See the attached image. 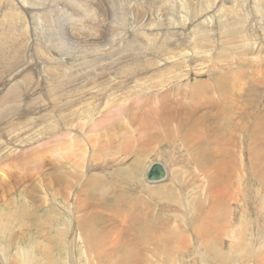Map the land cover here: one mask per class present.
Listing matches in <instances>:
<instances>
[{
  "label": "rangeland",
  "instance_id": "obj_1",
  "mask_svg": "<svg viewBox=\"0 0 264 264\" xmlns=\"http://www.w3.org/2000/svg\"><path fill=\"white\" fill-rule=\"evenodd\" d=\"M1 47L5 54L2 59L0 55V65H4L0 66V264H87L76 232L79 212L75 200L90 190L102 189L94 182L97 175L106 176L107 181L111 175L121 180V174L137 162L140 166L135 170L141 167L138 181L120 184L124 192L145 195L142 189L147 190L149 183L144 185L141 180L152 162L162 163L170 174L162 183L173 181L181 191L166 199L176 210L167 208L165 199L160 198L166 212L155 204L157 199L149 203L158 221L170 222L165 229L183 232L186 245L181 264H259L253 257L264 251V197L259 182L251 172L234 178L236 198L228 202L230 213L223 212L222 217L227 227L224 239L235 247L223 248L225 262L211 260L191 232V223L198 219L193 214L198 210L192 206L195 198L205 202L202 211L211 201L205 199L207 183L189 153L196 145L208 148L210 139L183 142V132L175 130L174 120L159 119L158 110H163V104L180 110L191 103L188 94L212 89V78L228 76L236 88L248 81L251 92L259 95L253 112L264 114V0H0ZM92 89L100 94L94 97ZM118 94L127 100H122L123 108L111 110L110 100ZM55 102L58 104L53 105ZM102 104L111 107L112 113H106L108 107ZM62 107L61 113L58 108ZM76 113H82L81 122ZM54 123L57 131L52 129ZM166 126L171 129L169 136ZM90 132L93 136L89 137ZM139 137L148 141V152H142L145 145L136 155L141 148ZM63 145L74 150L71 154L79 153L71 156L76 164L81 163L79 168L69 170L83 174L80 184H86L80 186L72 179L65 194L52 198L44 195L40 180L50 177L49 170L58 160L66 165L64 156L69 150L61 149ZM216 145L223 146L216 143L212 147ZM31 184L33 200L28 197ZM93 212L103 217H93ZM88 222L97 232H109L119 224L111 212L99 209L90 210ZM109 254L112 260L108 264H113L116 255L110 249L100 256ZM154 260L158 262L159 257Z\"/></svg>",
  "mask_w": 264,
  "mask_h": 264
},
{
  "label": "bare ground",
  "instance_id": "obj_2",
  "mask_svg": "<svg viewBox=\"0 0 264 264\" xmlns=\"http://www.w3.org/2000/svg\"><path fill=\"white\" fill-rule=\"evenodd\" d=\"M76 7H79V6L77 5ZM153 39L154 38H152V40ZM84 46H86V45H84ZM4 51L5 50L2 49V47H1V49H0L1 59H2V56H4V54H5ZM140 64H141V62H140ZM1 65H0L1 67L4 66L2 63H1ZM125 69L127 70V67ZM84 71H86V70H84ZM114 76H116V75H114ZM70 79H71V77H70ZM229 80L230 79L228 76H226V78H224L222 76H221V78H215L214 77V78H212V81H211V83L213 84V88L212 89L206 88V89L202 90L200 93L197 92V93H190V95L188 94V99L190 98L189 100L191 103H187L186 105H184L185 107H183L182 109L178 110L175 108H169L163 104L161 106V108H163V110H161V111H159L160 109L158 110L159 119H161V120L162 119L163 120H169V119L174 120L175 125H176L175 130H177L180 133H182V132L184 133V134L183 133L181 134L182 137L180 136L181 137L180 139L183 142H186V141L189 142L192 139H193L192 141H195V140L199 141V139H201V138L203 140V137H209L207 139H210L209 147H211V148H209V147L205 148L204 147L205 148L204 149L202 145H198V146L196 145V146H194L195 147L194 150L192 149L191 152H189L190 150L188 151L189 153L192 154V156H190V157H192L191 161L194 162L193 159L195 160V164L197 166L198 171L203 173L205 182L207 183L205 186V199L211 201V204L209 206H207V209L205 208L206 211H202L203 209L201 206H204L205 202L202 201L201 199L197 198L196 197L197 195H196L194 204H192V206L195 205L198 208V210L193 213L198 219L195 220V222H193L191 219L190 220L194 223V224L191 223L193 225L191 232L193 234H195L197 239H199L201 241L202 245H200V246H202L207 252H209V256H210L211 260H213L215 262H222V261L225 262L226 261L224 255H223V248L224 247H235L234 244H231L229 241H225V239H224V235H226V228L227 227H226L225 221L223 220V217H222L223 212L230 213V207L228 205V202L236 198V196H234V191L237 187H236V182H235L234 178L236 176H239L241 179V177L243 176V172H247L248 174H249V172H251L250 175H252L259 182V186L263 191L262 195L264 197V114L261 115L258 112H253V109H252L253 103L259 99V95L255 92H251L250 85H247L248 81H246L245 78L243 79L245 81H244L242 87L237 86V88L234 87L233 85H231V81H229ZM94 83H95V81H94ZM94 83H93V85H94ZM120 85H122V84H120ZM94 86H96V85H94ZM94 86L92 87L93 89H94ZM137 87H139V86H137ZM93 89L90 92V94H92L93 96L100 94V93H98V90H96V89H95L96 93H94ZM4 91H5V89H4ZM108 96H110V98H111L112 95L110 94ZM118 96H119V98H118ZM56 98H58V97H56ZM110 98H109V100H110ZM121 98H122L121 95L118 94L117 99H115L113 97V99L110 100L111 104L107 102L108 104L111 105V107H112V108L110 107L111 110L112 109H118V107L120 108V105H121V108H123L122 106H124V105H122V103L125 101L126 98L124 96L123 102H122L123 99L121 100ZM52 99H53V96H52ZM52 99H50V100H52ZM60 99H58V100H60ZM118 99H120L119 101L121 103L119 101H117ZM106 101H108L107 98L105 99L104 103H106ZM65 103H64V105H65ZM55 104L57 105L58 102L57 103L55 102L53 105H55ZM53 105L51 108L52 110H54V108H55V107H53ZM102 105L104 106L105 104H102ZM105 106H106V108L108 107V110L106 112V113H108L110 108H109V106H107V104ZM62 108H58V109H61V113H62V110H64L65 106L63 109ZM98 109H99V107H98ZM100 109H101V107H100ZM52 110H50V112H52ZM85 110H84V113H85ZM102 111L104 112V109ZM105 111H106V109H105ZM119 111L116 110V114H118ZM54 112H55V110H54ZM57 112L59 115V111H57ZM79 112H82V110ZM145 112L146 111H144L143 113H145ZM82 113H78V114L80 115ZM89 113H91V112H89ZM109 113H112V112L109 111ZM120 113H121V111H120ZM65 114H67V113H65ZM65 114L63 113V115H65ZM103 114H105V113H103ZM147 114L149 115V113H147ZM69 115H72V114L69 113ZM79 115H77V113H76V117H78ZM87 115L85 114L84 117H86ZM112 115L113 114H111V116ZM100 116H101V114H100ZM109 116L106 119L109 120ZM114 116L116 119L117 116L115 115V113H114ZM119 116H120V114H119ZM143 116H144V114H143ZM151 116L152 115H150V117ZM87 117H90V116H87ZM101 117H100V119H101ZM146 117L148 118V116H146ZM156 117H157V114H156ZM67 118H69V116H67ZM78 118H79L78 120L80 121L81 116H79ZM151 118L153 119L154 117L152 116ZM104 119H102V120H104ZM106 119L104 121H106ZM134 120H135V118L133 119V121ZM142 120L146 121L147 119L144 118ZM58 121L59 120H57V124H58ZM81 121H82V118H81ZM83 121H84V118H83ZM93 121H94V119H93ZM111 121H113V119H111ZM116 121H117V119H116ZM75 123H76V125L78 124L77 121H75ZM113 123H115V121ZM141 123H143V121ZM141 123L138 124V128H139V125H141ZM150 123H152V122H150ZM54 124L56 125V123H54ZM82 124H80V125H82ZM96 125H98V124H96ZM57 126L58 125H56V127H52V129L56 128L54 131H57ZM69 127L70 128L72 127L71 124ZM166 127L168 128V130L165 129L166 134H167V136H169L171 129H169L170 128L169 126H166ZM49 128H51V127H49ZM60 128L63 130L64 126L60 127ZM66 128H68V127H66ZM52 129L50 131H53ZM169 130H170V132H169ZM50 131H47V132L51 133ZM8 132H9V130H8ZM88 134H91V136H93L92 132L87 133V135ZM121 135H122V133H121ZM55 136H59V135H55ZM98 137H99V135L96 136L97 139H98ZM52 138L53 137L49 138L50 141ZM91 138H90V140H91ZM33 139H35V138H33ZM102 139H105V137H103ZM48 141H47V143H48ZM86 141H87V139H86ZM25 142H26V140H25ZM87 142H91V141H87ZM92 142H91V145L93 144ZM100 142L103 145V141H100ZM138 142H139L138 146H140L141 148L136 150V155L138 153H141L143 146H145V145L146 146L142 152H144V150L148 152V149L146 148L148 145V141L139 137ZM216 143L219 144L220 147H221V145H223V146L221 148H217V147H219L217 145H216V148H214L215 146L212 147L213 144L215 145ZM104 144H105V142H104ZM58 146H59L58 147V149H59L60 144ZM67 146L63 145V146H61V149L63 147L64 148L66 147V148H68L67 150H69L70 146H68V147ZM92 146H95V145H92ZM204 146H206V145H204ZM102 147H105V146H102ZM3 148H4V146H3ZM4 149H6V148H4ZM90 149H91V147H90ZM73 151L74 150H72V151L69 150L70 153L67 152L68 156H66V155L64 156V158L67 159L66 165H68L69 167H67L64 164V161L59 162V160H58L57 163L55 162L56 164L53 163L54 165H52L51 169L49 170V172H50L49 176L50 177H47V175L41 177L42 179L40 180V182L41 181L44 182V187H45V191H46V192H44L45 196L50 195L52 198H56L59 195L65 194L66 190L72 184V182H71L72 179H76V182L80 186H84L86 184V181H84V182L82 181L83 183L80 184V179H81L80 176H82L83 174L75 175L76 171L69 170V168H72L74 170L78 169L79 167L77 168L76 166H79L81 164V163L76 164V160L71 158V156L75 155V154H71V152L73 153ZM236 152H238V154H239L238 158L236 156ZM240 152H241V158H240ZM1 153H3V152L1 151ZM57 154L58 153H56V156H57ZM77 154L79 155V153H76L75 156H77ZM62 157H63V155L61 154V159H62ZM78 157H80V156H78ZM93 160H94V158H93ZM50 161L52 162V160H50ZM45 164H46V162H44L42 165L44 166ZM138 165H139V162H137L134 165V167L127 169L123 175L121 174V180L119 178L116 180L115 178H117V177H114L111 175L110 179H108V181H107L105 179L106 176L104 177L102 175H97L96 178L94 179V182L96 184H101L102 189L90 190V191L86 192L83 196H78L76 198L75 209H76V213L79 212L78 218L76 220V228H77L76 232L78 231L77 237L79 238L78 241L80 240L79 241L80 249L82 250L84 256L86 255L85 257L88 259L87 264H108V263H110L112 260V256L110 254L103 256V257L100 256V253L105 249H110L116 255V261L113 264H156V263H159V264L160 263L161 264H181L182 262H184V256L183 255H184V251H185V245H186L185 239L186 238L184 237L183 232L182 231L176 232L175 230L165 229L170 224V222H168L169 223L168 224L167 221L165 220L166 221L165 222L164 220H162V218H161V221H158L159 217L155 216V214L153 213V211H154L153 208H149L151 206L149 204V203H151V200L153 202V200L157 199L155 201L156 202L155 204H157L161 208L163 207L162 208L163 211H165V212L168 211V209H166L165 206H167V208H170V206H171V208L176 210L173 202H171V204H170V201H167L166 199H169V198L172 199L175 196V194L177 196L180 195L181 191L177 188L176 184L173 181L168 182V183H162L166 179L167 174H169V172H167V169H166L167 174L163 180H159V181H155V182L147 181L145 179L144 175H145V171L149 167V165H148V167L145 169L144 174H143V181L141 180V182L144 185H145V183H149L148 185H146L147 190L142 189L144 191L145 195H140V194H136V193H132V192L131 193L130 192H124L122 190L120 184L131 183L134 180L138 181V178L140 176V169H141V167H139V168L137 167V170H135V167ZM47 167H49V166H47ZM79 170H81V168ZM221 170H224V172H222ZM37 178H38V176H37ZM187 180L192 181V180H194V178H189V179L187 178ZM88 181H91V180L88 179ZM120 181H121V183H120ZM158 183H162V184H160L157 188H155V187L150 188L149 187V186H151V184H158ZM173 185H175V186H173ZM237 186H238V184H237ZM120 189H121V191H120ZM23 190H25L24 192L27 193L28 186L26 187V189H23ZM30 190L31 191L29 192L28 197L33 200L34 196L32 194H33L35 189H34V187H32V184L30 185ZM242 191H243V189H242ZM160 198L165 199L164 200L165 206L161 204L162 201L160 200ZM105 199H110V200L103 201ZM91 209L92 210L93 209H99L101 211L111 212L113 217H114V220L119 222V224L117 226L113 227L109 232H97L95 230L92 231L91 230L92 228H90L92 226L88 222L89 212ZM157 210H160V209H157ZM92 216L96 217V218H102L103 214L98 213V212H93ZM218 221H221L220 225L216 224V222H218ZM158 228H160V230ZM211 228H214V230H216V231H213V232L210 231ZM179 229L182 230V227H179ZM216 248L218 250H216ZM163 255L165 256L166 260L164 258L163 259L161 258ZM157 256L159 257V261L155 262L154 257H157ZM253 257H257V261L259 262V264H264V251L260 254H254ZM190 263L195 264L196 261L193 263L192 262H190Z\"/></svg>",
  "mask_w": 264,
  "mask_h": 264
},
{
  "label": "water",
  "instance_id": "obj_3",
  "mask_svg": "<svg viewBox=\"0 0 264 264\" xmlns=\"http://www.w3.org/2000/svg\"><path fill=\"white\" fill-rule=\"evenodd\" d=\"M166 168L160 162H152L148 169L145 171V179L147 181L155 182L163 180L166 176Z\"/></svg>",
  "mask_w": 264,
  "mask_h": 264
}]
</instances>
